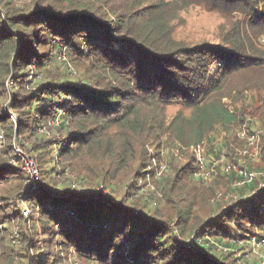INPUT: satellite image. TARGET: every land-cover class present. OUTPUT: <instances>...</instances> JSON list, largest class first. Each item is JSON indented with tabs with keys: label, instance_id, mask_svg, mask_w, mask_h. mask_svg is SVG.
<instances>
[{
	"label": "trees",
	"instance_id": "16d2710c",
	"mask_svg": "<svg viewBox=\"0 0 264 264\" xmlns=\"http://www.w3.org/2000/svg\"><path fill=\"white\" fill-rule=\"evenodd\" d=\"M240 1L247 6L253 0ZM250 7L252 19L264 20V10ZM168 10L158 0H31L22 7L0 0V264L16 258L21 261L14 264H37L38 257L42 264H236L218 253L209 258V245L215 246L210 238L238 247V241L264 238V178L235 187H254L255 194L227 201L205 184L190 183L198 168L191 149L182 173L162 189L170 200L196 194L178 207V218L158 216L142 200L141 181H157L165 107L179 101L192 112L172 118L166 147L189 148L217 124L228 137L239 117L218 93L243 66L259 64L244 40H177ZM63 52L75 66L77 59L85 61L81 78L53 72ZM59 113L61 121L53 124ZM236 134L230 140L250 145ZM15 138L28 141L40 187H28L27 173L11 163ZM43 153H54L48 174ZM22 202L29 216L22 214ZM178 235L185 244L195 236L204 252L181 244ZM72 253L74 263L68 261Z\"/></svg>",
	"mask_w": 264,
	"mask_h": 264
},
{
	"label": "rangeland",
	"instance_id": "374dc122",
	"mask_svg": "<svg viewBox=\"0 0 264 264\" xmlns=\"http://www.w3.org/2000/svg\"><path fill=\"white\" fill-rule=\"evenodd\" d=\"M14 1L17 6L22 7L28 4L31 0ZM154 1L157 0H146V3ZM158 1L166 3L167 8L170 9L168 10L169 13L174 15V18L171 21L173 24L172 32L173 36L177 40L184 41L191 45L202 42L225 45L244 40V46L248 48L250 47L251 52L259 57V64L243 66L236 73L228 77L222 90L218 93L222 101L230 109L237 113L239 119L237 123H234V125L231 126V131L228 137L223 135L226 131L222 132V125L217 124L211 134L199 141L204 142L206 145V157L207 160H209L210 165H212V161H220L217 163L216 170L212 172L207 180H198L193 173L192 178L195 179V181L193 180V182H190L192 184H196L197 186H199L198 184H205L206 188L211 187L214 189V192H216L217 197L218 195L224 196V199L227 201L237 200L240 197L246 196V194H255L257 190L254 189V187L247 186L246 188L239 190L236 189L235 187L243 184H238L240 179L232 180V176H229L224 172L226 171L224 170V165L231 164L233 167L230 171H234L239 175V171L243 170L244 172H257V175H261L263 177L260 172L264 171V20L252 19L253 13L256 12L254 11L250 13L246 10L251 8V5L254 7H252L253 9H256V11H263L264 0H258V3L253 0L250 5L247 6H245V4L240 0ZM76 63L78 66L70 63L69 58L67 57L66 59L59 60V62H55L54 66L51 67L53 68V72L56 74H63L68 79L77 80L82 76V71L84 70L82 64L85 63V61L77 59ZM77 75H80V77ZM9 80L7 81L8 83ZM43 110L44 108H42V111ZM180 112L187 117L192 114L191 109L179 101L172 102L170 105L165 107L166 121L162 129L164 135L169 134V132L172 131L169 127V123L172 118ZM247 120L249 124L245 126L244 124L247 123ZM236 133H238L240 137L246 138V140H249L250 135H255L253 143L248 145L245 141L235 142L230 140L232 135L233 137L234 135H237ZM164 135L161 137L162 141H165L163 143L164 148L162 149V153L158 161L166 160L169 164V172L165 178L160 181H156L155 184L153 183L155 188L148 186L147 183L143 184L144 190H142V193L144 194V198L142 200L144 202H148L147 205L152 208L153 212L158 209V216L163 215L167 217L169 215V217L176 219L178 218L176 214L178 207L183 206L186 202L189 204L192 200H194L196 194L194 192H191L190 194L184 192L179 195L178 198L170 200L167 196L163 197L162 189H165L166 182H168L171 175H174L178 170L179 174L182 173L180 169L187 162L188 157H190L185 153L196 143L191 144L189 148H186L188 147L186 145H181L182 150L179 151L178 146H180V144L166 147L167 139ZM227 143H229V145ZM246 148L248 149V153L240 155V152ZM2 155L4 154L2 153ZM53 156L54 153H43L40 155V161L44 169V173L46 174L51 173ZM247 167L250 168V171L246 170ZM219 168L221 169L218 171ZM185 173L188 174V172ZM192 184L189 186H192ZM246 184L250 183L246 182ZM259 184L260 186L264 185L263 180ZM119 185L120 184H117V188L122 192L124 188ZM99 188L105 192V189L103 190L102 187ZM168 189L169 186L166 187L165 192H167ZM152 190H155V193ZM122 194H124V192ZM149 194L153 195V197L155 194V196L162 199L160 201H157V199L154 200V198H152V200H149L148 198L146 199V195L149 197ZM181 197L185 200L180 199ZM157 202L159 208H155ZM23 203L24 202H22V204ZM226 204H228V202ZM27 207L29 208L28 205ZM254 207H259L260 209V206L257 203L254 204ZM172 226H175V223ZM56 227L59 226L57 225ZM26 229L28 230V235H30V228L27 227ZM219 237L220 236H215L212 239L210 238V240H212L211 243L215 244V246H210L208 244L210 248V251L208 252L212 253L207 254L209 258H216V256H213V253H218L220 256H223L229 261L233 260L236 264H264V244H259L257 239L255 241L253 239H247L246 241L244 240L245 243L238 241V247L231 244L234 243V240L229 237H223L222 239H224L223 242L229 243L232 246H228L224 243L213 242ZM178 238L181 241V244H185L180 235H178ZM194 238L195 236L191 237L188 242L186 241L187 243L185 245L188 248L193 247V250L204 252L202 249H198L195 241H193ZM15 247H17V249L19 248L18 246ZM70 255L68 258L69 262L74 263L75 261H78L75 253H72L71 257ZM19 261L21 260H17L16 258L13 264ZM42 263L43 259L38 257L37 264Z\"/></svg>",
	"mask_w": 264,
	"mask_h": 264
},
{
	"label": "built area",
	"instance_id": "2783aa9c",
	"mask_svg": "<svg viewBox=\"0 0 264 264\" xmlns=\"http://www.w3.org/2000/svg\"><path fill=\"white\" fill-rule=\"evenodd\" d=\"M67 55L63 52L58 55V60H63L66 59ZM56 117V119L53 121V124H58L61 121L60 115ZM255 138V135H250L249 136V141L250 144L253 143V140ZM4 141V134L3 132H0V142ZM28 141L26 139H14V152L15 155L11 156L10 161L11 163L19 166L22 170H24L27 175H28V187L32 188H37L42 185L41 183V174H40V169L39 165L37 163V160L31 156L28 151ZM191 149L194 151L196 155V159L198 162V168L195 171V176L198 178V180H207L209 176L216 170L217 163L220 160L212 161V165L209 164V160H207L206 157V145L204 142H199L195 145H192ZM248 153V149H244L240 152V155H245ZM155 166H157L154 169V178L157 181L162 180L165 178V176L169 172V164L166 162V160H159L156 162ZM233 166L231 164L224 165V170L230 171V169ZM240 175L243 176V180L239 181L238 184H243V183H250L254 180V178L257 175V172H244L243 170H240ZM263 177H264V171L260 172ZM147 183L148 186L155 188V185L153 184V180L149 177L146 179V181H141V188L140 192L144 190L143 184ZM221 195H218L220 197ZM149 200H151L148 197ZM26 203H23L21 205L22 207V213L24 216H29L30 215V209L25 205ZM26 206V209H25ZM254 241L256 240L255 238L253 239ZM19 235L16 234L14 242H19ZM258 241V240H257ZM259 244L263 243L264 244V238L260 239L258 241Z\"/></svg>",
	"mask_w": 264,
	"mask_h": 264
}]
</instances>
